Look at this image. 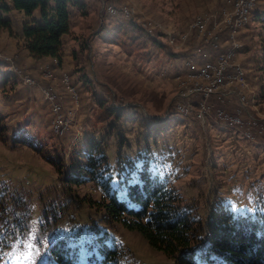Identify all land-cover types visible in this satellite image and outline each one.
Returning a JSON list of instances; mask_svg holds the SVG:
<instances>
[{"label": "rangeland", "instance_id": "rangeland-1", "mask_svg": "<svg viewBox=\"0 0 264 264\" xmlns=\"http://www.w3.org/2000/svg\"><path fill=\"white\" fill-rule=\"evenodd\" d=\"M85 1L87 13L73 9L70 31L62 36L54 80L43 75L50 59L42 60L41 74L18 64V57L12 69L0 61V264H58L49 246L59 240L77 246L81 261L104 241L123 250L122 264H175L137 229L112 219L108 197L115 190L125 198L126 185L147 168L166 172L182 204L202 221L219 201L234 210L264 211V0H255L238 34L242 46L235 60L247 78H237L236 85L246 93V104L236 95H213L207 100L210 111L200 119L174 111L181 82L191 81L176 34L191 33L198 14L209 15L224 0ZM109 4L116 12L126 6L156 30L107 11ZM27 17L38 21L39 10ZM118 21L138 28L109 42ZM218 29L228 30V23L218 22ZM10 35L18 40L13 30ZM195 37L190 36L189 48ZM194 52L186 53V61L208 63V56ZM62 72L70 75L77 102L60 80ZM27 73L34 83L22 82ZM50 84L69 119L62 134L53 130L43 96ZM219 108L237 114V125L219 120ZM90 140L97 163L103 160L94 174L83 154ZM95 147L105 159L97 157ZM51 158H61V171ZM102 180L108 181L107 190Z\"/></svg>", "mask_w": 264, "mask_h": 264}, {"label": "trees", "instance_id": "trees-1", "mask_svg": "<svg viewBox=\"0 0 264 264\" xmlns=\"http://www.w3.org/2000/svg\"><path fill=\"white\" fill-rule=\"evenodd\" d=\"M86 5L85 0H0V33L12 34L11 20L5 16L10 10L24 11L30 16L38 9V21L27 20L22 24L23 46L34 58L57 57L60 64L62 36L70 31L72 10L84 15ZM261 19L264 25V16ZM136 25L118 21L110 29L109 42H119V36L134 31L138 28ZM150 40L156 43L154 38ZM14 141L18 140L14 138ZM93 142L88 141L83 152L92 174L103 161L100 159L97 163L92 153ZM94 151L100 152L98 158L105 159L103 150L95 147ZM54 162H58L56 167L61 171L64 165L61 158ZM102 182L107 190L108 181ZM125 191L123 199L115 190L110 193L106 203L110 217L127 228L137 229L152 247L163 251L175 264H264L262 208L234 210L219 201L202 221L190 207L182 204L166 172L147 168L138 171L137 180L127 184ZM117 247L114 242L102 241L98 250L86 255L83 261L79 259L77 246H67L63 240L50 245L49 251L58 264H122L123 250L119 252Z\"/></svg>", "mask_w": 264, "mask_h": 264}, {"label": "built area", "instance_id": "built-area-1", "mask_svg": "<svg viewBox=\"0 0 264 264\" xmlns=\"http://www.w3.org/2000/svg\"><path fill=\"white\" fill-rule=\"evenodd\" d=\"M254 4L255 0H224L223 5L217 10L210 11L209 15L198 14V22L193 25V33L181 31L176 34V41L181 44V47H185L181 61L189 62L191 81L181 82L174 111L183 112L189 116L194 114V117L200 119L203 114L210 111L211 105L207 100L213 95H236L241 106L246 104V93L236 85V77L247 78L246 69L235 60V57L242 46L238 34L247 26L249 8ZM108 8H115V13L138 20L150 32L156 30L151 20L142 21L139 17L137 19L136 13L130 11L126 6H123V12H116V6L112 4L106 6L107 11ZM218 22H227L228 30H219ZM192 34L196 36L197 43L189 48L188 41ZM190 50H197V55H207L208 63H197V58L194 61H186V53ZM15 57V55L0 50V61L5 62L9 69L15 67ZM50 61L44 65L43 75L47 79L54 80L56 77L52 65L58 66L59 60L57 57H51ZM22 78V82L25 84L35 82L28 73L23 74ZM60 80L66 84L71 95L74 90L75 102H77L76 88L70 81V75L67 72H62ZM43 96L49 104L52 128L56 133L62 134L68 126L69 119L63 111L60 94L50 84L43 88ZM240 111V108H237V113ZM216 117L231 125H237L240 121L237 114H229L220 108L216 111Z\"/></svg>", "mask_w": 264, "mask_h": 264}, {"label": "crops", "instance_id": "crops-1", "mask_svg": "<svg viewBox=\"0 0 264 264\" xmlns=\"http://www.w3.org/2000/svg\"><path fill=\"white\" fill-rule=\"evenodd\" d=\"M6 16L11 20V28L16 33V35L18 34V40L16 38H11V35L9 34L8 31H2L0 33V49L4 53H10L11 51H16V57H18L17 58L18 64L22 63L23 65L31 68L33 71H37L38 68L40 71L39 73L41 74L42 60L44 59L46 60L50 58L49 57L34 58L29 54L27 49L23 46L22 24L24 21H27L29 17L25 15L24 11H17L14 9L7 12ZM4 36H5V42L2 39ZM6 42L8 44H5ZM195 54L197 55V52ZM29 63L31 65H29Z\"/></svg>", "mask_w": 264, "mask_h": 264}, {"label": "bare ground", "instance_id": "bare-ground-1", "mask_svg": "<svg viewBox=\"0 0 264 264\" xmlns=\"http://www.w3.org/2000/svg\"><path fill=\"white\" fill-rule=\"evenodd\" d=\"M251 8H253V7H250V8H249L248 17H249L250 14H251V12H250ZM112 10H115V8H112ZM247 22H248V20H247ZM204 56H207V55H204ZM237 78H244V77H236V79H237ZM73 93H74V90H73ZM74 95H75V94H74ZM76 96H77V91H76ZM73 98H74V96H73ZM179 113H183V112H179ZM184 115H188V114H185V113H184Z\"/></svg>", "mask_w": 264, "mask_h": 264}]
</instances>
